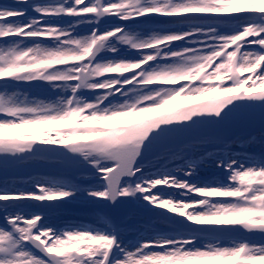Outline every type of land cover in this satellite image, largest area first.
Instances as JSON below:
<instances>
[{"label": "snow or ice", "instance_id": "obj_1", "mask_svg": "<svg viewBox=\"0 0 264 264\" xmlns=\"http://www.w3.org/2000/svg\"><path fill=\"white\" fill-rule=\"evenodd\" d=\"M0 264H264V0H0Z\"/></svg>", "mask_w": 264, "mask_h": 264}, {"label": "rangeland", "instance_id": "obj_2", "mask_svg": "<svg viewBox=\"0 0 264 264\" xmlns=\"http://www.w3.org/2000/svg\"><path fill=\"white\" fill-rule=\"evenodd\" d=\"M176 102L183 104V103H192L193 101L179 100V98H178V100ZM34 130L35 129H32V130L27 129L26 131H34ZM20 131H22V130H12V131L5 130L4 135H17V134H19Z\"/></svg>", "mask_w": 264, "mask_h": 264}, {"label": "bare ground", "instance_id": "obj_3", "mask_svg": "<svg viewBox=\"0 0 264 264\" xmlns=\"http://www.w3.org/2000/svg\"><path fill=\"white\" fill-rule=\"evenodd\" d=\"M27 129H24V130H22V131H26ZM30 130H32V129H30Z\"/></svg>", "mask_w": 264, "mask_h": 264}]
</instances>
